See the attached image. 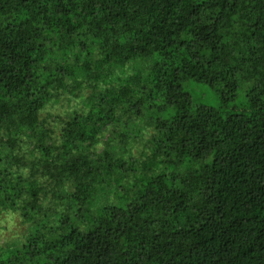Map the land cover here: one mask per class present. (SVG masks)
I'll return each instance as SVG.
<instances>
[{
    "label": "trees",
    "instance_id": "16d2710c",
    "mask_svg": "<svg viewBox=\"0 0 264 264\" xmlns=\"http://www.w3.org/2000/svg\"><path fill=\"white\" fill-rule=\"evenodd\" d=\"M0 210V264H264V0H0Z\"/></svg>",
    "mask_w": 264,
    "mask_h": 264
},
{
    "label": "rangeland",
    "instance_id": "374dc122",
    "mask_svg": "<svg viewBox=\"0 0 264 264\" xmlns=\"http://www.w3.org/2000/svg\"><path fill=\"white\" fill-rule=\"evenodd\" d=\"M191 88V93L194 102H201L203 104L212 105L217 102L216 94L210 90L207 86L203 84H193ZM85 92H89V89ZM244 99L243 94L239 93L238 103ZM79 99L74 98L73 96H68L64 93L61 95L58 102L49 103L42 110L43 115H48L49 125L54 126L55 135H58L59 132V119H55V116L60 118H65L66 113L70 112L72 109L79 108ZM108 132H104L100 136L101 142L97 144V150H100L102 147V141L105 139ZM146 140V138H144ZM136 147H133L132 150L134 155H138L139 150L142 148V144L136 143ZM147 152V151H146ZM25 226L21 222V218L18 212L0 210V245H6L12 241L21 242L23 241L25 235Z\"/></svg>",
    "mask_w": 264,
    "mask_h": 264
}]
</instances>
